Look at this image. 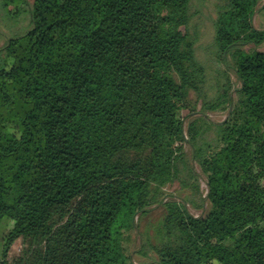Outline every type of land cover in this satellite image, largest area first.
Masks as SVG:
<instances>
[{
	"label": "trees",
	"instance_id": "obj_1",
	"mask_svg": "<svg viewBox=\"0 0 264 264\" xmlns=\"http://www.w3.org/2000/svg\"><path fill=\"white\" fill-rule=\"evenodd\" d=\"M10 1L29 26L0 48V264H134L133 192L174 179L142 244L154 264H264V50L244 48L264 41L259 0L215 4L239 83L212 97L192 0Z\"/></svg>",
	"mask_w": 264,
	"mask_h": 264
},
{
	"label": "rangeland",
	"instance_id": "obj_2",
	"mask_svg": "<svg viewBox=\"0 0 264 264\" xmlns=\"http://www.w3.org/2000/svg\"><path fill=\"white\" fill-rule=\"evenodd\" d=\"M29 3L31 0H26ZM219 0H192V10L197 9L193 17L194 23L198 26L199 37L195 43V52L197 57L206 65L207 81H206V96L212 97L216 94L217 89L221 85L231 84L238 85V77L232 67V59L229 54L225 55L224 60L216 56L215 46L212 41L213 24L212 19L215 16V4ZM10 0H0V48L3 46L7 38L23 33L29 26V13L27 8H22L19 12L10 11ZM264 0H259L251 21L254 27L264 28V11L262 5ZM255 48L264 50V41L259 45L252 43L246 44L245 49ZM192 100H196V94L190 92ZM197 106H200V99L196 100ZM207 117L212 121H219L225 116V111H206ZM186 120L183 121L185 126ZM188 146L186 145L185 148ZM196 169L200 172L199 167ZM201 173V172H200ZM200 187L205 192L206 185L204 176L200 175ZM181 191L178 188V182L174 179L166 184L155 182H144L133 192V201L139 206H145L148 209L146 215L137 220V226L130 230L126 242L119 246V251L122 252L124 262H132L134 264H154L155 256L153 252L146 247L145 234H152V223L161 216L163 206L160 200L180 199ZM194 214L198 210L188 206ZM8 222L4 221L1 231H5L8 227ZM21 240L16 239L10 247L9 257H13L20 252ZM127 264V263H124ZM215 264V263H210Z\"/></svg>",
	"mask_w": 264,
	"mask_h": 264
}]
</instances>
